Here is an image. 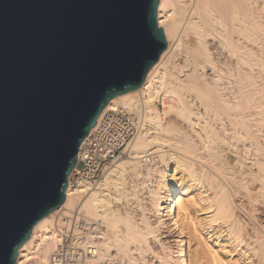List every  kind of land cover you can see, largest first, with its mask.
I'll list each match as a JSON object with an SVG mask.
<instances>
[{"label": "bare ground", "instance_id": "obj_1", "mask_svg": "<svg viewBox=\"0 0 264 264\" xmlns=\"http://www.w3.org/2000/svg\"><path fill=\"white\" fill-rule=\"evenodd\" d=\"M157 23L166 49L97 117L123 107L141 115V131L95 185L72 182L77 156L65 201L33 227L16 264L46 263L62 242L60 218L76 210L104 225L87 264H264V0H159ZM149 154L165 169L144 167ZM150 176L154 189L131 187Z\"/></svg>", "mask_w": 264, "mask_h": 264}, {"label": "water", "instance_id": "obj_2", "mask_svg": "<svg viewBox=\"0 0 264 264\" xmlns=\"http://www.w3.org/2000/svg\"><path fill=\"white\" fill-rule=\"evenodd\" d=\"M159 0H0V264L65 201L81 142L167 47Z\"/></svg>", "mask_w": 264, "mask_h": 264}, {"label": "built area", "instance_id": "obj_3", "mask_svg": "<svg viewBox=\"0 0 264 264\" xmlns=\"http://www.w3.org/2000/svg\"><path fill=\"white\" fill-rule=\"evenodd\" d=\"M141 121V115L123 107L102 112L80 144L77 155L79 163L72 182L90 185L100 182L141 131ZM170 154L174 155L172 152ZM142 163L146 168L165 169L158 154L145 155ZM157 179V176L141 178L132 182L131 187L140 194L145 193L155 188ZM58 230L61 244L46 263L39 264H87L94 255V246L104 231V225L100 219L88 217L81 210H76L60 218Z\"/></svg>", "mask_w": 264, "mask_h": 264}, {"label": "rangeland", "instance_id": "obj_4", "mask_svg": "<svg viewBox=\"0 0 264 264\" xmlns=\"http://www.w3.org/2000/svg\"><path fill=\"white\" fill-rule=\"evenodd\" d=\"M182 64H183V62L181 63V65H182ZM183 65H184L185 67H183L182 70H183V71H187V70L189 69V67H187L185 64H183ZM180 76H181V75H180ZM192 94H195V93H192ZM192 94H191V95L189 94V95H190L189 97L191 98V100H194L193 98H195L194 96H196V94H195V95H192ZM192 96H193V97H192ZM165 99H166V103H167V104H168V103H171V102L174 103L173 100H171V102H170V101H169L170 99H168V98H165ZM167 100H168V101H167ZM195 100H197V99L195 98ZM164 101H165V100H164ZM162 102H163V101H162ZM162 102H161L160 100H157V102H155L154 104L151 105L152 109L157 110V111L160 112V113H163L165 108H163L164 106L162 105ZM174 104H176V102H175ZM169 116H170V115H169ZM171 116H173V117H171ZM171 116L169 117V118H171V119H172V118L174 119V118L176 117L175 114H171ZM163 118L165 119V117H163ZM175 119H176V118H175ZM166 149L169 150L170 152L174 153L175 155L179 156L177 152H175L174 150L170 149L168 146L164 148V150H166ZM152 151H153V150H151V152H152ZM149 152H150V151H149ZM146 153H147V152H146ZM124 154H125V153H124ZM124 154L120 157L121 159H119V161L124 159V157L126 156V154H125V155H124ZM141 155H143V154H141ZM140 168H141V167H140ZM171 170H172V169H170V174H172ZM132 175H136V172H135L134 170H131V171L129 172V176H131L132 178L135 177V176H132ZM127 177H128V176H127ZM131 177H129L128 180H130ZM101 181H102V180H101ZM126 188H127V187H126ZM141 194H142V193H141ZM133 201H134V200H133ZM121 203H122V202H120V201L117 203L116 200H114V204H115L116 206L112 203V205H113L112 207L115 206L116 208H119V209H120L121 207H123V204H121ZM134 203H135V202H130V203H128V204H127V207L132 206V207H130V209H131V208H132V209L135 208V206H133V205H135ZM117 205H118V206H117ZM128 205H129V206H128ZM56 209H57V208H56ZM56 209L53 210L51 213H53L54 211H56ZM112 209H114V208H112ZM140 213H141V212L138 211V212H136V213H134V214H135V215H139ZM161 213H162V212H161ZM154 216H155V215L153 214V216H152L153 219H154ZM164 216H165V215H164ZM135 217H136V216H135ZM149 217H150V216H149ZM138 218H140V217L137 216V219H138ZM152 218H151V219H152ZM163 219H168V218L164 217ZM100 220H102V219H100ZM102 223H103V221H102ZM170 227H171V226H170ZM172 228H173V227H172ZM165 230L167 231V229H165ZM171 235H172V234H171ZM166 236H168V234H167ZM168 237H169V236H168ZM168 237H167V239H165L166 242L171 240V238H170V237L168 238ZM165 240H164V241H165ZM156 246H158V242L156 243ZM222 247H223V246H216L217 249L219 248V249H218L219 251L221 250ZM157 249H159V247H157ZM226 250H230V249L227 248V249H225L224 251H226ZM222 251H223V250H222ZM224 251H223V252H224ZM112 253H113L114 255H113ZM233 254H234V253H233ZM233 254H232V257H234V260L238 259L237 256H236V253H235L234 255H233ZM112 255L115 256L116 254H115L114 252H110L109 256H112ZM227 257L230 258L231 256H227ZM108 259H109V261L107 260L106 264H113V263H116L117 261H121V262H123V263H128V262H129V260H128L127 258H119V256H118V257L116 256L115 258H108ZM111 259H112V261H111ZM122 259H123V260H122ZM125 261H126V262H125ZM127 261H128V262H127ZM151 261L153 262V264H160L156 259H152V260H150L149 263H151ZM117 264H118V263H117ZM119 264H120V263H119Z\"/></svg>", "mask_w": 264, "mask_h": 264}]
</instances>
